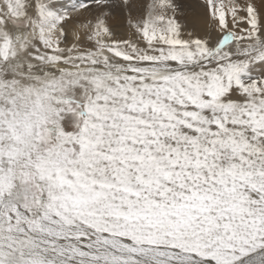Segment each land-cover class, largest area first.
Wrapping results in <instances>:
<instances>
[{"label":"snow or ice","instance_id":"6c2138e0","mask_svg":"<svg viewBox=\"0 0 264 264\" xmlns=\"http://www.w3.org/2000/svg\"><path fill=\"white\" fill-rule=\"evenodd\" d=\"M0 264H264V0H0Z\"/></svg>","mask_w":264,"mask_h":264}]
</instances>
